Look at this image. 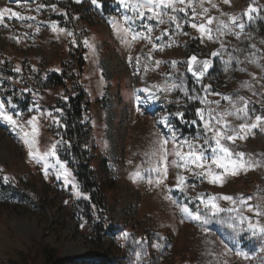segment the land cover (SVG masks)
<instances>
[{
	"label": "rangeland",
	"instance_id": "rangeland-1",
	"mask_svg": "<svg viewBox=\"0 0 264 264\" xmlns=\"http://www.w3.org/2000/svg\"><path fill=\"white\" fill-rule=\"evenodd\" d=\"M24 1L0 0V9L22 17L0 18V102L17 120L14 126L0 119V264H18L41 240L67 260L264 264V120L239 131L264 117V0H175L154 10L160 16L140 8L144 20L132 6L145 0ZM250 7L256 9L251 19ZM69 42L85 50L81 84L93 105L86 127L80 118H66L79 94ZM216 50L209 75L199 81L189 74L191 57L211 59ZM56 66L60 85L52 77ZM209 114L225 135L244 137L222 140L233 159L244 154L245 167L235 175L211 164L203 127ZM59 118L70 130L81 126L79 137L96 139V175L103 188L111 186L113 223L102 209L91 215L90 194L73 170L45 155ZM189 144L204 145L205 169L177 166L175 151L186 155ZM208 171L221 175L222 186L210 182ZM209 199L224 211L205 209Z\"/></svg>",
	"mask_w": 264,
	"mask_h": 264
},
{
	"label": "trees",
	"instance_id": "trees-1",
	"mask_svg": "<svg viewBox=\"0 0 264 264\" xmlns=\"http://www.w3.org/2000/svg\"><path fill=\"white\" fill-rule=\"evenodd\" d=\"M68 47L70 53L76 59L77 67V81L79 87V94L77 97L71 99L69 107L66 109V118L72 123L74 118L81 119L83 127L89 125L92 114L91 97L86 90L83 89L81 82L86 78V63L84 62V48L80 44L77 48L72 47V42H69ZM60 66H56L52 74L54 82L58 85L63 84ZM53 124V123H52ZM81 127V126H80ZM72 126V130L67 128L60 118L54 122L52 138L54 144L57 146V156L60 161L68 164L77 177L81 188L90 194V202L86 205L91 215H98L102 209L107 213L110 222L115 221L112 215L111 196L109 193L110 187L103 188L102 182L99 181L96 175L95 159L99 154V147L96 139L93 136L87 137L81 133V128ZM259 187L258 184H253ZM121 256H103L97 261H75L61 258L60 252H56L51 246L38 241L33 243L32 247L28 249L25 254L20 257L18 264H118Z\"/></svg>",
	"mask_w": 264,
	"mask_h": 264
},
{
	"label": "snow or ice",
	"instance_id": "snow-or-ice-1",
	"mask_svg": "<svg viewBox=\"0 0 264 264\" xmlns=\"http://www.w3.org/2000/svg\"><path fill=\"white\" fill-rule=\"evenodd\" d=\"M92 2L95 4L97 3V0H92ZM120 2L122 4L125 3V0H120ZM175 2V0H145V2L143 4H136L132 6V11L134 13H136L141 20H144L146 17V13L139 11L140 8H146L147 9V13L152 14L153 16H160L161 13L160 12H156L154 11L156 8H160L161 6H171L173 3ZM179 2H183V0H179ZM225 3H228V0H225ZM127 7V4L125 5ZM173 11H175V8H173ZM180 11H184V9H180ZM256 11V9L253 8H249V19H251V13ZM6 13H10L9 18H21L19 17V13L16 12H10L9 9L5 8V9H0V18H3L5 16ZM150 18V17H149ZM128 18L125 17V20H127ZM173 20H175V17H172ZM162 22V21H161ZM213 21L210 18L207 23L211 24ZM233 22H235V18H233ZM193 28H198L200 31L203 32H210V29H208L204 24H192L191 25ZM240 27L242 28L243 25L241 24ZM130 30V29H126ZM148 31H151V28H148ZM196 57L193 56L190 58L189 60V72L193 73V75H199V76H203L204 71L207 70L208 68V62L205 61L203 63V68L202 69H197L195 67H193V62L196 61ZM242 99V98H241ZM247 107V105L245 104V108ZM199 112V110H198ZM247 114V113H245ZM0 119L8 122L11 125L17 126V120L14 118L13 114H10L8 112L5 111V107H4V103L0 102ZM201 119L203 120V116H201ZM213 119L214 117L212 116V114H209V117L207 119V122H205L203 124V127L205 129V144L208 145V150H210L213 155L211 156L210 160H211V164L215 165L217 168L222 169L224 171H231V174L235 175L237 174L238 169L244 168L245 164L243 163V153H239V159H233L232 156L233 154L231 153L230 149L227 147H224L222 144V140L227 139L228 141H234L236 138H244L242 135L237 137L234 135H225V131L218 127V125L220 124V119L217 117L215 118V123H213ZM36 120V117H33L30 121H28L29 124L33 125L32 127V134H35L36 132V127L34 125V121ZM256 123H253L251 125H247V124H241L239 127V131L240 133H245L247 132L250 128H256L257 125L264 120V117L261 116H256L255 117ZM226 127V125H225ZM21 131L24 133V136L26 137L25 139V143H31L32 141L28 140L27 137H29L30 133L27 131H24L23 128H21ZM210 133L211 136L209 137L207 134ZM211 141V142H210ZM164 145H166L168 143L167 138H165L162 142ZM187 143V141L185 142ZM214 145V146H213ZM177 147H182V145H177ZM57 146L55 144L52 145L51 151L50 153H46L45 155H50L51 157H54L57 159V162H59V158L57 156V151H56ZM204 145H200L199 149L197 150V146L195 144H189L188 147V151L187 154L185 155L184 152L177 150L175 151V156L179 158V160L182 163H179L177 166L178 167H186L189 163L191 165H194L195 167L201 168V169H205L207 166L204 163V161L206 159H208L205 156V153L203 151ZM217 153H219V155H217ZM33 155V153L30 152V156ZM40 159H43V157H38L37 162L40 161ZM45 167L47 168V165H45ZM61 167L63 168L64 165H61ZM65 177H67V172L65 171L64 173ZM166 175V173H165ZM207 175L211 177L210 182L217 184L219 183L220 186H222V180H221V175L220 174H215L213 175L211 173V171L207 172ZM59 179V176L57 177ZM5 179H7L5 177ZM180 181L183 180V178H179ZM224 200H229L231 201L233 198L230 196H223L222 197ZM203 202V201H202ZM204 207L205 209H208L212 212L213 215H216L220 212H223L224 209L220 208L219 205L217 203L214 202V199H209L207 202H204ZM183 211L185 213H187L189 216H191L194 220L197 221H202V223H208V220L206 217L202 216V214L200 212H196V214L193 215V213L187 208L185 207L183 209ZM231 211V210H229ZM259 214V213H257ZM241 223H243V219H241ZM228 227H233V225L231 223L228 224ZM249 228L252 229L253 235L256 234L255 228L253 227V225L251 224V222H249ZM260 233L262 235H264V227L260 228ZM127 235V234H125ZM239 254V253H238Z\"/></svg>",
	"mask_w": 264,
	"mask_h": 264
},
{
	"label": "water",
	"instance_id": "water-1",
	"mask_svg": "<svg viewBox=\"0 0 264 264\" xmlns=\"http://www.w3.org/2000/svg\"><path fill=\"white\" fill-rule=\"evenodd\" d=\"M220 52L219 51H214L212 53V58L211 59H208V58H197L196 61L193 62V67L197 68L198 70L199 69H202L203 68V63L205 61L208 62V68L206 71H204L203 73V76H199V75H193V73L189 72V74L191 76H193L194 78H196L197 80L201 81L203 80L207 75H209L212 70H213V65H214V59H216L218 56H219Z\"/></svg>",
	"mask_w": 264,
	"mask_h": 264
},
{
	"label": "bare ground",
	"instance_id": "bare-ground-1",
	"mask_svg": "<svg viewBox=\"0 0 264 264\" xmlns=\"http://www.w3.org/2000/svg\"><path fill=\"white\" fill-rule=\"evenodd\" d=\"M25 1H27V0H25ZM106 66H108V64H106Z\"/></svg>",
	"mask_w": 264,
	"mask_h": 264
}]
</instances>
